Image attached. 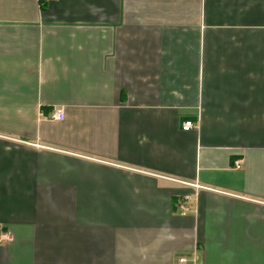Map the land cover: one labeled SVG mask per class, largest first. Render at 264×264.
Returning <instances> with one entry per match:
<instances>
[{
	"label": "crops",
	"instance_id": "1",
	"mask_svg": "<svg viewBox=\"0 0 264 264\" xmlns=\"http://www.w3.org/2000/svg\"><path fill=\"white\" fill-rule=\"evenodd\" d=\"M0 226V264H264V0H0Z\"/></svg>",
	"mask_w": 264,
	"mask_h": 264
},
{
	"label": "built area",
	"instance_id": "2",
	"mask_svg": "<svg viewBox=\"0 0 264 264\" xmlns=\"http://www.w3.org/2000/svg\"><path fill=\"white\" fill-rule=\"evenodd\" d=\"M63 117H64V110L61 107L54 108L48 116L49 119H55V120L62 119ZM195 127L196 126L194 125L192 120L188 119V120H184L181 122L182 130H189ZM233 167L239 169L241 167V160L240 159L235 160L233 163ZM183 183L186 184L188 182H183ZM188 184L193 185L196 188L200 187V185L196 182L188 183ZM190 199L191 197L189 194H184L177 200L175 206L180 215H186L190 211V206L188 205V202L190 201ZM12 240H13L12 234L8 230H5L0 226V243L10 242ZM177 263L178 264H188V258L185 256H179L177 258Z\"/></svg>",
	"mask_w": 264,
	"mask_h": 264
}]
</instances>
